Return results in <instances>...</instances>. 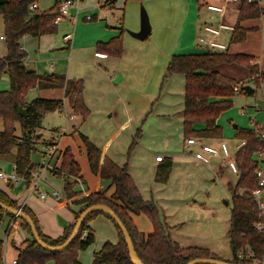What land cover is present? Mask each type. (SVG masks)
<instances>
[{"label":"rangeland","instance_id":"obj_1","mask_svg":"<svg viewBox=\"0 0 264 264\" xmlns=\"http://www.w3.org/2000/svg\"><path fill=\"white\" fill-rule=\"evenodd\" d=\"M58 1L59 0H36L40 11L51 8L54 3ZM176 1L177 0H122V11L124 12L122 24H124L123 27L125 30L129 29L134 31V29L131 28V24L133 22L139 24L138 9H140V3L146 8L150 24L153 25L154 23L151 33L142 41L143 43L150 44L151 47L149 49L151 50H136L133 53V56H138V58L142 59V62L138 63L133 68L131 76L128 75V80H130L129 86L126 84L125 86L118 84V80H114V76L109 77V79L111 78L110 80H112V82H110L109 79L102 77V75L99 76L95 74L93 65L89 63L85 64L84 62L85 59L92 57V49L89 48V44L96 31L93 30L91 26L98 21V18L100 19L98 15H100L99 7L102 5L101 0H98V10L96 7H89L90 4L96 5L97 0L79 1L81 3L75 25H70L67 18L63 19L64 21L56 25L55 32L44 34L45 36L51 35L50 37L54 39L53 42H51L49 38L48 43L41 47L40 50L36 44L30 47V50H27L30 58L40 60L38 64L39 71H47L48 66L46 65V60H48L49 63L51 62L53 64V68L55 69L54 73L67 74L65 76L69 78L82 79L85 84H89L90 81L91 87L88 88L90 93L93 88L92 82L94 75L99 78L98 81L102 80L106 82L105 88L102 89L106 92V95L100 101L101 106H97L95 112H89L86 118L82 119L77 114L74 119L70 118V113L66 110V107H64L65 105L61 109L49 112L43 116L40 127L35 130V134H40V137L35 139V149L30 155V160L32 164H34L31 173L35 168L38 169L40 165H43L39 173L40 179L38 181L40 190L42 192L58 191L61 200L58 201L50 195L47 196V199H53V205L57 204L67 209L73 208L68 206L65 202L63 194V177L54 175L50 172L52 169H58L60 167L62 153L68 148L80 166L81 180H79L74 187H78L79 185L80 187L77 189L80 190L93 188L91 189L93 191H106L107 195L110 194L111 186L107 185V179L95 176L90 170L80 137V134H83L87 136L91 142L100 147L101 150H103L105 146V150H107L105 154L116 164L127 165L128 172L132 173L136 180L138 179L141 192L144 196L149 194L150 190H152L153 193L157 190L158 196L163 198L162 193L167 191L168 195H170V200L164 199V201H162V206H164L163 208L166 207L167 211L171 213L173 222H182L177 225L178 228H182V233L186 234L182 242L187 244L202 243L214 245L218 248L220 256L223 257V254L228 252V256H230L231 259L232 252L229 246L227 232L231 217L232 201L231 193L228 190V184L233 186L238 177V172L232 171L231 164H234L235 146L240 141L235 135L236 129L233 128V125H237L238 128H253L258 124L261 125L259 127L264 126V110L256 109L257 101L262 100L264 97V88L258 85L256 86L255 82L250 79L248 73L249 69L245 65L239 63H235L237 65H223L220 69L222 73L225 72L226 69H229L228 71L235 75V79L241 80L240 82L242 83L239 82L237 84L239 91L236 93L234 92L235 95L233 96L234 99L231 107L223 110L218 117L222 125L221 137L213 138L218 140L222 138L227 144L228 157L223 158L221 154L213 156L204 148V146L216 148L217 144L220 142L218 140L216 142L207 141L205 145H201L199 148L196 145H191L192 160L194 158L196 159L197 154H201L208 158L211 168L205 164L206 162L203 163L204 161L196 163L194 160H190L187 162L188 165H186L185 168L174 166L170 181L168 183V180L165 182L167 186L161 185L165 183L155 181L153 174L154 154L179 155L181 153L187 154L189 150L184 147V140H186V138L184 137L182 120L178 113L181 111V108L183 109L185 79L180 73H173L171 75L166 74V66L172 54H175V51H173L174 47L170 40L173 39L175 34L177 35L180 30L177 22L171 23V19L173 20L175 16L172 15V11L179 10L184 0H180L178 3ZM132 3H135L134 5L138 7L135 13L132 12ZM260 3L264 8V0H261ZM167 6H170L171 9L166 10L165 8ZM102 9H107V6H102ZM73 11L74 8H71L70 13ZM112 12L113 11L109 9V13L112 14ZM163 12L167 15L165 21L169 24V29H167V25H165V28L162 25L164 19V15H162ZM86 15L93 16L94 18L85 20ZM103 15L105 16V14ZM68 28L70 30L74 29V32H76L72 44L74 46L71 52L67 46H61L56 40L57 36L61 37V32ZM169 33L172 34L170 40L168 39ZM249 33L247 39L245 38L246 41L243 43L230 42L233 47H230V50L238 51L240 49L238 52L244 51L245 49L249 51L252 50L257 56V61L259 63H257L258 67L264 68V61L261 59L264 36L256 35L254 32ZM0 35H4L1 14ZM94 50H96L95 46ZM234 51H231V53H235ZM5 54V39H0V57H3ZM166 60L167 63H165ZM98 61L101 62V60ZM27 67L33 68L34 65L29 64ZM67 69L69 71H67ZM259 70L261 69L259 68ZM108 71L111 73L109 69ZM165 74L167 76H165ZM108 81L111 84H109ZM113 83H116V85L114 86ZM245 85L252 87L253 91L251 94H246L243 92V89L240 91V87ZM9 88V75L7 71L4 70L0 75V89L9 90ZM61 88L62 87H56L54 90L47 88H39L41 90H36L38 88L31 89L27 92L26 100L30 101L38 97V92L49 96H56ZM108 90L110 92H108ZM1 128L2 124L0 121V129ZM58 131H61V133L59 134ZM15 134L18 137L22 134L19 123H16ZM52 134L56 136V144L53 143L56 149L55 154L47 163V161L43 162L40 151L48 150L46 144L49 143L48 139H50ZM134 138L136 142L132 144ZM262 158H264V152ZM186 160H188V158ZM219 165L221 166L219 167ZM0 169L6 173L11 172L12 162H0ZM46 175L48 176L47 179L45 177ZM134 178L132 179L134 180ZM24 180L12 182L11 187L0 179V185L3 186L13 198L22 196L28 197L31 191V198L34 199L35 203L30 200L28 202L29 204L37 206V204H39L38 201L44 202L37 197V191H32L31 185L26 186V181ZM178 198H185L190 202L189 204L182 203L178 206ZM167 206L169 207L167 208ZM61 212L62 210L60 209L51 208L49 209L48 215H60ZM5 216L8 215L5 213L2 214L0 220V237H2V239L5 237L4 228L9 220V216L7 220L3 218ZM135 220H137L139 229L145 233H148L147 231L151 232V222L147 216L139 214ZM91 229L93 230L92 227ZM93 246L92 244L90 247L78 252L77 257H80L79 259L83 264H92L91 251ZM15 250L16 249L13 251L14 256L17 254ZM11 256L13 255L11 254ZM51 261L52 260H48L45 264H51Z\"/></svg>","mask_w":264,"mask_h":264},{"label":"trees","instance_id":"obj_2","mask_svg":"<svg viewBox=\"0 0 264 264\" xmlns=\"http://www.w3.org/2000/svg\"><path fill=\"white\" fill-rule=\"evenodd\" d=\"M101 1V6H111L115 3V0ZM33 2L36 0H0L3 37L6 43V54L0 57V75L5 70L10 80L9 90L0 89V121L2 124L0 158L9 155L12 149H15V171L25 179L26 185H29L33 168L30 155L35 149V130L40 127L41 119L45 114L64 106L62 99L35 97L27 101V92L34 87H62L64 98L72 112L82 119L89 114V109L83 99L84 82L82 79L68 78L65 74L54 72L37 73L26 68L24 64L26 52L20 47V38L24 35L40 36L55 32L56 24L53 20L60 4L59 1L55 2L51 8L40 11L37 8H29ZM263 13L264 9L258 0H242L230 42L237 43L245 40L248 29L241 25L242 20L257 18ZM122 40V33H120L108 41L97 42L95 49L99 53L119 57L122 52ZM221 63L243 64L249 69L256 86L264 83V70H259L253 56L243 53L233 54L213 50L203 53H175L166 66L167 75L180 73L185 79L184 102L181 111L185 138H217L222 135L217 119L223 110L231 107L230 97L235 94L233 88L240 81L214 69ZM242 89L243 87H240V91ZM19 107L26 110L24 115L20 113ZM16 123H19L22 129L20 137L15 134ZM195 125H202V127L196 128ZM259 126L261 125H255L253 128L236 127L235 135L238 139L244 140V144L234 153V164L238 171L237 180L233 186L228 184L232 208L227 236L232 258L226 261L232 263H253L254 260H258L256 264H264L262 263L264 261V229L257 230L253 226L258 219V212L250 194V191L257 187L255 171L259 160L256 158V152H264V137L262 136L264 126ZM80 137L90 170L95 176L110 181L111 192L107 195L106 191H93L89 188L75 190V184L81 180L80 166L69 149H65L62 153L60 167L52 169V173L63 177V194L66 204L80 206V210L75 211L74 222L64 227L59 237L51 238L44 235L40 230L38 219L30 208L20 205L0 189V202L15 209L20 208L22 212L28 214L42 241L52 246L60 245L69 236L84 207L91 204H105L113 210L127 229L134 250L143 264H186L196 258L222 259L206 248L181 247L173 241L169 235L170 227L162 219L158 206L154 201L142 197L127 170V165L116 164L87 136L80 134ZM135 142L134 138L132 144ZM171 167L170 158L160 161L155 170V181L165 183ZM4 213L10 217V223L14 219H21L0 208V220ZM98 214L104 215L113 223L117 232V241H105L101 248L93 253L92 264H133L121 230L107 213L99 211L90 213L84 219L77 235L61 251H49L33 239L27 241L25 247L19 250L17 264H45L48 260H53L54 264H80L77 258L78 252L86 249L95 240L89 222ZM139 214H144L150 220L151 233L145 234L134 224L132 216ZM22 226L31 234L30 227L24 220H22Z\"/></svg>","mask_w":264,"mask_h":264},{"label":"crops","instance_id":"obj_3","mask_svg":"<svg viewBox=\"0 0 264 264\" xmlns=\"http://www.w3.org/2000/svg\"><path fill=\"white\" fill-rule=\"evenodd\" d=\"M60 1L61 0H59V2ZM79 1H81V0H79ZM258 1H259L260 6L263 8L262 4L260 3L261 0H258ZM176 2L178 3V2H180V0H177ZM34 3H36V5H37L36 8H37V10H39L38 9V3L37 2H34ZM80 3L81 2H79L77 5L78 9L80 7ZM206 3H214L217 5H224L225 6L224 14L220 15L218 12L208 10L206 8ZM134 4L135 3H132L131 8H132V12L135 13V11L138 9V7H136V5H134ZM140 4H139V8H140ZM240 4H241V2L226 3L224 0H184L183 5L179 10H173L172 11V15H175V16L173 17V20L171 19V23L177 22V25L179 26V29H180L179 33L177 35L175 34L174 38L171 40H170V38H171L172 34L169 33L168 39L170 40L172 46L174 47L173 51H175L176 54H187V53H203L205 51L210 50V49L206 48L205 46L198 44V39H197L198 36L203 35L206 38L210 37L207 33L203 32L202 26L205 23H210V24L216 25L219 22H224V23H227L229 25L234 26V24L237 20V13H238ZM98 5H99V3L97 0L96 5L90 4L89 7H96V9L98 10ZM141 5H143V4H141ZM100 7H99L100 15H98V17H100V19L98 18L97 19L98 21H96L94 24H92V26L90 25L91 28H93V30L96 31L95 35L92 37V40L90 41V44H89L90 45L89 48L92 49V53H91L92 57L85 59L84 62H85V64L89 63L90 65L94 66V70H95L94 73L95 74H97L99 76L102 75V77L107 78V79H109V77L114 76V80H118V84H121L124 86L126 84L129 86L130 80H128V77H129L128 75L131 76L132 72H133V68L138 63L142 62V59L138 58V56L134 57L133 53L136 50H141V51L142 50H147V51L151 50V49H149L151 47L150 44L143 43L142 41H144L149 36V34L151 33V31L153 29L152 26H154V23H153V25L150 24L151 29H150V33L148 34V36L143 40H139V39L134 38L133 36H131L127 32V30H129V29L125 30L123 27L124 24H122V23H123L124 12L122 11V0H115V3L112 4L111 6H107V9H102V6H100ZM108 8L110 9V11H113L112 14L109 13ZM144 8H145V6H144ZM165 9L170 10L171 7L167 6ZM138 10L140 13V9H138ZM103 14H105L106 17ZM162 15H164L162 25L164 28H165V25H167V29H169V24L166 23V21H165L167 15L164 12L162 13ZM93 18L94 17L92 16L91 19H93ZM91 19H89V20H91ZM85 20H87V19H85ZM62 21H64V20H62ZM70 25H73V24L70 23ZM241 25L248 29L246 39H247L249 32H254V34H256V35L258 34L259 36L260 35L264 36V15L263 14L257 18H248V19L242 20ZM122 27H123V29H122ZM139 27H140V15H139V24H137L136 22H133L131 24V28L134 29V31H138ZM131 31H133V30H131ZM61 33H62L61 37L57 36V39H56L57 42L61 46H64V45L67 46V48H69V50L71 52L73 50L74 45H72V44H73V40L75 39L76 32H74V29L70 30L68 28V29H64ZM120 33H122L123 44H122V53L119 57H113V56L105 55V54L97 52V50H94V46L96 45L97 42L108 41L109 39H111L114 36L119 35ZM231 33H232V30L222 29L220 31V34L216 38L218 41H220L226 45V49L224 51H227L228 53H231V51H234V50H230V47L233 48L230 44ZM2 36L3 35H0V39H4ZM50 36H45L44 34L40 35V36L24 35L22 38H20V40H19L20 47L24 51H26V58L24 59V64H25L27 69L34 70L37 73H52L55 71V69L53 68V64L51 62L49 63L48 60H46V62H47L46 65L48 66L47 71H43V72L39 71V65L38 64H39L40 60L36 59V58H30L29 52L27 51V50H30V47H32L33 45L35 46V44L38 46V48L40 50L41 47L45 46L48 43L49 38H50V41L53 42L54 39ZM246 39L244 41H242V43L245 42ZM133 40H138V41H133ZM238 51H240V49ZM238 51H234V52L251 55L254 58V62L258 63L257 56L254 54V52L252 50L249 51V50L245 49L244 50L245 52L244 51L238 52ZM235 53H233V54H235ZM263 56H264V45H263V50L261 52V59L264 61ZM69 58H70V56H69ZM98 60H101V62H99ZM28 63L31 65H34V67L28 68L27 67L29 65ZM165 63H167V60L165 61ZM225 64L228 66L229 65H237L235 63H221V64L216 65L214 67V69H216L217 71L222 73V71H220V69ZM259 68L261 70L264 69V68H261L260 66H259ZM108 69L111 71V73L108 71ZM228 70L229 69H226L225 72H223V74H225L229 77L235 78V75L232 74V72H229ZM67 71H69V70L67 69ZM67 71H66V73H67ZM248 73H249V71H248ZM65 75H67V74H65ZM249 76H250V79H252L254 81V78L252 75H250V73H249ZM98 79L99 78L96 75H94V79L92 82L93 88H92L91 93L88 91V88L91 87L90 81H89V84L84 83L85 85H84V89H83V99H84L86 106L89 109V112H91V113L95 112V110L97 109V106H99V105L101 106L100 101L106 95V92H104L102 90L103 88H105L106 82H104L102 80L98 81ZM110 82H112V80H110ZM110 82L108 81L109 84H111ZM113 85L115 86L116 83H113ZM259 87L264 88V83L260 84ZM34 88L36 89L38 87H34ZM34 88H31V89H34ZM47 89L54 90L56 88H47ZM36 90H41V89L38 88ZM51 92H55V91H51ZM108 92H110V91L108 90ZM233 96L230 97L232 102L234 99ZM38 97L51 98V99H57V98L60 99L61 98L64 101V105H65L64 107H66V110L69 111L70 115H73L70 118L74 119L76 117V114L74 112H72L71 108L68 105H66V99L64 98V89L63 88L59 89V93H57L56 96H54V95L49 96L47 94H43V93L38 92ZM52 97H56V98H52ZM260 101L263 103V107L260 108L257 106L256 109L257 110L258 109L264 110V97ZM183 102H184V100H183ZM181 111H182V108H181ZM181 111H179L178 113L180 114V118L182 120ZM217 124L220 125L221 129H222V125L219 122V118L217 119ZM195 127L201 128L202 125H195ZM236 127H237V125H233L234 129H236ZM194 139H195L194 143H187V138H186V140H184V145H185L184 147L189 149L187 154H185V153H181L179 155L161 154L163 156V159L170 158L172 160V167H171V171H170L167 183L171 179L172 170L174 169V166L185 168V166L188 165L187 162L190 160L191 161L194 160V162H196V163L202 162V161L197 159V156L201 155V154H197L196 159L194 158L192 160V158H191V157H193L192 156V150H190L191 145H196L199 148V147H201V145H205L206 144L205 142H207V141L208 142L209 141H212V142L215 141L216 142L218 140V139H213V138H201V137H194ZM219 139H221V140H218V141L224 142L222 138H219ZM239 142L235 146L236 150L239 148L238 147ZM226 146H227V144H226ZM210 147H212V146H210ZM210 147L204 146V148H206V150L209 153H210V151L208 150V148H210ZM227 149H228V146H227ZM236 150H235V152H236ZM102 151L104 153L107 152V150H105V146L103 147ZM157 154H160V153L154 154V157H153V167H154L153 174H155V170H156L158 163L163 160L162 159V160L158 161L156 159ZM14 155H15V149H12V151L9 155L3 156L0 158V162L11 161L12 167H13ZM187 158H188V160H186ZM203 163H205L209 168H211V164L209 163L208 158H206V161H204ZM220 166L221 165H219V167ZM50 172H52V170ZM129 174L132 176V178H134V175L132 173L129 172ZM80 176H81V173H80ZM45 177H46V179L48 178L47 175ZM134 180H135L134 182H135L136 186L138 187L142 197L146 200L154 201L155 204L158 206V209H159L160 215L162 216V219L170 227L169 235L173 241L177 242L181 247H188V246L203 247V248L208 249L210 252L214 253L215 255L222 257L218 253L219 252L218 248L214 245L202 244V243L201 244H187L185 242H182L183 237L186 234H183L182 228H178V226H177L179 223H182V222L181 221L180 222L178 221V223L173 222L171 219L173 217L171 215V213L167 211L166 207L163 208L164 206H162V201H164V199L170 200L169 199L170 195H168L167 191H164L162 193L163 198L158 196L157 190H155L154 193L152 190H150V193L146 194V196H144V194L141 192V188L139 186L138 179L136 180V178H134ZM2 181L5 182L4 180H2ZM107 182H108L107 185L110 186V181L107 180ZM5 183L12 187V182H5ZM167 183L161 184V185L167 186ZM26 186H28V185H26ZM78 187H80V186L78 185ZM78 187H74V189L80 190V189H77ZM87 187H89V186H87ZM0 189H2L10 198L15 199L20 205H25V206L29 207L30 210L34 213V215L38 219V223H39V227H40L41 232L44 235L49 236L51 238L59 237L62 234L64 227H66L68 224L74 222L75 211L80 210V206H71L73 208L67 209V208H64L62 206H58L57 204L53 205V199H47V196L50 195L51 191L45 192L46 196L43 198L40 197L39 194H37V197L40 198L41 200H43L44 202L38 201L39 204H37V206H34V205L28 203L30 200L33 201V203H35L34 199L31 198V196H32L31 191L29 192L30 196H28V197L22 196V197L13 198L3 188V186L0 185ZM91 189H93V188H91ZM32 191L35 192V190H33V189H32ZM57 200L59 201L61 199H57ZM177 200L179 201L177 204L178 206L182 203L189 204V202H190L189 200H187L185 198H178ZM48 207H49V209H51V208L60 209V210H62V212L60 215H58V214L54 215V216L48 215V212H49ZM168 207L169 206H167V208ZM137 216L138 215H133L132 218H133L134 224L138 228L137 220H135V218ZM3 218L5 220H7L8 216H5ZM9 220H10V217H9ZM9 220L6 223V226L4 228L5 237H3V239H2V237H0V241H1L0 256L1 255L4 256L7 264H11V261L13 259L17 258L19 250L24 248L27 241L32 239L31 234H29L24 229V227L22 226V220L21 219H14L13 221H11V223H9ZM174 223H176V224H174ZM89 226L93 228L94 235H95V240L92 243L94 245L92 247V251H91L92 256H93L94 252L98 251L101 248V246L103 245V243L105 241H107V240H110L112 242L117 241L116 229H115L113 223L108 218H106L104 215L99 214V215L95 216L90 221ZM176 226H177V228H176ZM139 230H141V229H139ZM147 232L148 233H145V232L144 233L149 234L152 232V225H151V232H149V231H147ZM91 245H89L88 247H90ZM14 249H16L15 251H17L16 256H14V254H13ZM14 253H16V252H14ZM11 254L13 256H11ZM228 255H229L228 252L224 253L222 258L225 260H230V256H228ZM77 258H78L80 264H83L82 261L79 259L80 257H77ZM51 262H52L51 264H54L53 260ZM91 263H92V257H91Z\"/></svg>","mask_w":264,"mask_h":264},{"label":"built area","instance_id":"obj_4","mask_svg":"<svg viewBox=\"0 0 264 264\" xmlns=\"http://www.w3.org/2000/svg\"><path fill=\"white\" fill-rule=\"evenodd\" d=\"M224 1L226 3L241 2V0H224ZM78 3H79V0H61L58 10H57V14L54 17L53 23L57 25L63 19L67 18L70 23L75 24L78 18V13H79V9L77 7ZM29 8L35 9L36 3L33 2L32 4H30ZM71 8H74V11L70 13ZM206 8L208 10L218 12L220 15H223L225 6L217 5L214 3H206ZM85 19L89 20L91 19V16L86 15ZM233 27L234 26L229 25L224 22H219L217 25L205 23L202 26V30L204 33H207L210 37L206 38L203 35L198 36L197 38L198 44L203 45L206 48L213 50V51H224L226 49V45L218 41L216 38L220 34V31L222 29L233 30ZM233 91L235 93L239 91L238 85L234 86ZM70 116L72 117L73 115H70ZM58 132L59 134L61 133V131H58ZM262 136L264 137V134H262ZM55 139H56L55 134H52L50 136V139H48L49 143L46 144L48 146V150L40 151L43 162L47 161L48 163L49 160L55 154V149H56ZM194 142H195V139L193 137L187 138V143H194ZM243 144H244V140H240L238 147L242 146ZM217 146L218 147L216 148L215 147L208 148L210 153L213 156H218L221 154L223 158L228 157L229 153H228L226 144L224 142H219ZM262 154H263L262 151L256 152V158L259 160V164L257 165L256 171H255L256 176H257V187L250 191V194L255 203V209L258 212V219L253 224L254 228H256L257 230L264 229V159L262 158ZM156 159L160 161L163 159V156L161 154H157ZM197 159L200 161H206V158L202 155H198ZM42 168H43V165H40L38 169L35 168V170L31 173L29 185H31L32 189L37 191L39 196L43 198L46 196V193L40 190V186L38 184V181L40 179L39 173ZM231 169L234 172H238L235 164H231ZM0 179L4 180L5 182H17L20 180H24V178L20 176L19 174H17V172L15 171V165H13L12 171L9 173L3 172L0 169ZM50 195L53 196L55 199H61L58 191L53 190L51 191ZM239 257L240 258L242 257L241 254H239ZM257 262L258 260H254L253 263L256 264ZM262 263H264V261H262ZM0 264H7L3 255L0 256ZM11 264H17V259L16 258L13 259L11 261ZM98 264H105V263H98Z\"/></svg>","mask_w":264,"mask_h":264},{"label":"water","instance_id":"obj_5","mask_svg":"<svg viewBox=\"0 0 264 264\" xmlns=\"http://www.w3.org/2000/svg\"><path fill=\"white\" fill-rule=\"evenodd\" d=\"M139 15H140L139 30L138 31L127 30V32L131 36H133L134 38L139 39V40H143L148 36V34L150 33V29H151L148 14H147L146 9L144 8L143 5H140ZM243 91L246 94H251L253 89L249 85H245V86H243ZM257 106L261 108V107H263V103L259 100V101H257ZM19 110H20V113L22 115H24L26 113V110L22 107H19ZM36 136L38 138V137H40V134H38ZM0 208H2L3 210H5L7 212L13 213L15 216H19L22 220H24L30 227L32 239L35 240L40 246H42L43 248H45L49 251H61V250L65 249L71 243V241L74 239V237L77 235L78 230H79L82 222L90 213H92L94 211L107 213L114 220V222L117 224V226L119 227V229L122 232L125 243L127 245L128 255H129L131 262L133 264H143L141 262V260L138 258L137 254L134 250V246L132 244V240L128 234L127 229L122 224V222L117 217V215L113 212V210L105 204H91V205L84 207L81 210L78 218L76 219L74 227H73L72 231L70 232L69 236L67 237V239L63 243H61L60 245H56V246L48 245L40 239L31 217L28 214L22 212L21 209L12 208L11 206L4 205L1 202H0ZM186 264H255V263H232L230 261H226V260H222V259L196 258V259L190 260Z\"/></svg>","mask_w":264,"mask_h":264}]
</instances>
